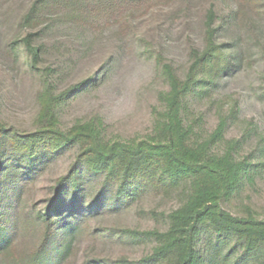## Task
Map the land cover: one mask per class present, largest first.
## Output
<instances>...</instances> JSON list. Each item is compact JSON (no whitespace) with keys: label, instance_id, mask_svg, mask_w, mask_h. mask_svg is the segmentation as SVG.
Here are the masks:
<instances>
[{"label":"rangeland","instance_id":"rangeland-1","mask_svg":"<svg viewBox=\"0 0 264 264\" xmlns=\"http://www.w3.org/2000/svg\"><path fill=\"white\" fill-rule=\"evenodd\" d=\"M69 1L0 0V141L19 149L17 140L32 134L49 144L74 138L24 176L17 251L41 240L37 213L58 181L117 143L171 137L199 161L229 151L260 163L219 205L234 217L264 219V0H124L99 9L107 0ZM26 39L39 48L35 56ZM211 43L233 54L237 68L198 98L197 88L182 86L210 77L197 63ZM91 175L99 187L102 177ZM193 179L152 181L124 203L105 204L84 220L64 264H177V252H156L168 242L172 213L210 183L207 171ZM207 236L201 230L195 247Z\"/></svg>","mask_w":264,"mask_h":264},{"label":"trees","instance_id":"trees-1","mask_svg":"<svg viewBox=\"0 0 264 264\" xmlns=\"http://www.w3.org/2000/svg\"><path fill=\"white\" fill-rule=\"evenodd\" d=\"M59 2L52 0V5ZM81 2L70 0L69 4L75 7ZM123 3L124 0H107L97 9ZM42 4L40 1L37 7ZM25 42L23 47L35 56L39 48L34 49L28 39ZM221 48L222 45L211 43L197 63L204 69L201 73L206 72L210 77H200L189 86L186 83L182 90L188 93L197 88V97L201 98L216 87L221 77L230 76L236 70L235 56L220 54ZM226 58L229 62L222 70L220 67ZM175 131L179 130L175 127ZM23 138L17 140L24 146L19 149L0 141V264H64L84 220L105 204L124 203L152 181L168 182L167 185L188 180L194 183L193 178L206 171L210 183L199 187L194 199L172 213V226L164 234L168 242L156 254L163 248L177 252V264H255L264 256V219L234 217L219 205L221 198L239 190L251 172L262 165L245 159L236 161L229 151L214 153L199 161L195 155L183 154L182 145H176L171 137L166 143L147 142L141 146L117 143L107 152L96 151L94 158L90 155L82 159L58 181L49 204L37 213L42 227L39 243L31 251L19 252L14 243L19 224L25 220L17 219L24 176L40 170L63 146L74 142L73 137H68L49 144L36 134ZM92 173L102 177L99 187L91 186ZM107 195L110 197L106 198ZM201 230L208 236L196 248ZM233 239L235 244L226 249Z\"/></svg>","mask_w":264,"mask_h":264}]
</instances>
